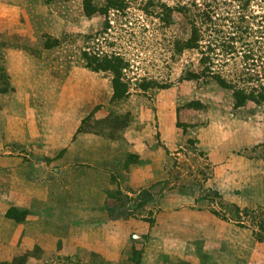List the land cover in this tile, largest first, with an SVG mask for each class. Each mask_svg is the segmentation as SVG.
<instances>
[{"label": "rangeland", "instance_id": "374dc122", "mask_svg": "<svg viewBox=\"0 0 264 264\" xmlns=\"http://www.w3.org/2000/svg\"><path fill=\"white\" fill-rule=\"evenodd\" d=\"M21 1L19 7V0H0V128L3 109L16 107L13 93L27 91L41 144L63 143L66 129L76 130L99 160L62 167L73 164L105 185L100 204L80 194L82 184L58 179L56 207H80L85 218L71 222L55 244L67 256L42 263L264 264V233L257 237L264 218V107L235 109L230 92L214 82L183 79L187 70L200 71V57L191 50L173 54L172 41L185 39L188 27L182 14L165 25L161 10L189 0H125L124 11L109 10L107 17L100 13L106 0ZM14 5L21 14L4 12ZM13 15L25 30L18 37L4 21ZM84 46L128 63L127 99L112 101L111 75L82 67ZM145 83L147 89L138 87ZM6 151L0 143V158L14 153ZM64 170L62 178L73 172ZM7 213L23 223L27 212Z\"/></svg>", "mask_w": 264, "mask_h": 264}, {"label": "crops", "instance_id": "0c3cea01", "mask_svg": "<svg viewBox=\"0 0 264 264\" xmlns=\"http://www.w3.org/2000/svg\"><path fill=\"white\" fill-rule=\"evenodd\" d=\"M20 2L22 1L19 0ZM19 3L17 6L20 7L21 3ZM17 6H3V9L6 14H21ZM14 15L11 21L9 18L4 21L8 25L11 24L9 34L18 37L25 30L23 31L22 25L17 27L19 22ZM27 16L30 19L34 18L33 14ZM27 29L29 32L33 31L31 26H27ZM13 94L17 99L15 102L17 108L15 107L13 111L3 109L5 118L1 120L0 128L2 132L0 143L6 144L8 148L5 153L14 150V153L0 158V258H2L0 264H10L7 262L13 259H17L15 264H43L42 262L49 257L58 255L61 257L62 253L67 256L69 251L60 249L55 244L65 239L62 235L66 236L71 222L73 225L77 218L80 220L85 218V213L80 207L68 211L56 207L55 201L59 200L62 193L58 187V179L64 180L67 184L68 182H74L75 185L82 184V188H79L80 194L86 192L89 194V199L93 197L96 203L99 201L100 204L105 185L86 178L87 174L78 172L76 167L72 169L73 164L62 167L63 163L70 164L73 160H77L76 164L85 165H91L93 160H99L89 140L81 142L77 138L76 130L66 129L69 133L64 139L65 142L61 143L59 138H52L51 144L42 145L44 140L39 138L37 124L33 118L36 111L32 110L26 101L29 99V93L21 92L20 97ZM75 139H79L77 142L82 148H77ZM73 151L80 154L79 158L73 156ZM43 157L47 158L46 162ZM44 163H49L51 167L45 168ZM54 166H58V172ZM51 168L55 173L50 171ZM62 169H67L62 171L64 173L69 169L73 172L69 170L68 173L71 174L62 178L60 177ZM37 176L42 179H37ZM43 179L47 181L42 182ZM40 180L42 181L39 182ZM82 200L85 199L82 197ZM11 207L27 212L23 223L7 218L6 213ZM76 213L82 218L75 217ZM17 215L18 212L15 213V216Z\"/></svg>", "mask_w": 264, "mask_h": 264}, {"label": "trees", "instance_id": "16d2710c", "mask_svg": "<svg viewBox=\"0 0 264 264\" xmlns=\"http://www.w3.org/2000/svg\"><path fill=\"white\" fill-rule=\"evenodd\" d=\"M114 9L124 11L125 0H106L100 13L107 17L108 11ZM85 12H88L86 4ZM161 13L165 25L173 23L174 14H182L188 27L185 39L176 37L172 41L173 54L191 50L200 57V71L187 70L183 79L214 82L230 92L235 109L264 107V0H201V4L189 0L174 6L162 5ZM157 16L160 17L158 13ZM249 16H252L251 24ZM254 26L257 28L252 30ZM91 38L88 36L85 41ZM80 60L82 67L91 72L111 75L112 101L129 97L128 83L123 80L128 63L120 55L84 46ZM140 86L142 90L149 87L147 83ZM261 222L257 236L260 240L264 218Z\"/></svg>", "mask_w": 264, "mask_h": 264}]
</instances>
